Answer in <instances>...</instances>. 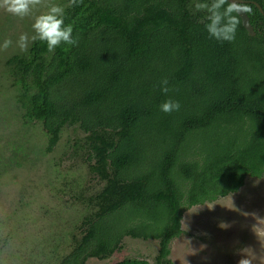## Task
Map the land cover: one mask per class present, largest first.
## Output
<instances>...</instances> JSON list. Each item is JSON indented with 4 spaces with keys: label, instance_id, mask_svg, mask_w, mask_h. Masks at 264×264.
Returning a JSON list of instances; mask_svg holds the SVG:
<instances>
[{
    "label": "trees",
    "instance_id": "trees-1",
    "mask_svg": "<svg viewBox=\"0 0 264 264\" xmlns=\"http://www.w3.org/2000/svg\"><path fill=\"white\" fill-rule=\"evenodd\" d=\"M250 1L241 5L252 9L255 35L238 16L235 40L221 42L208 35L206 13L194 8L208 0H82L65 12L76 45L49 52L35 41L25 60L8 57L24 123L41 127L46 150L65 126L77 129L72 155L102 184L83 201L80 233H71L73 248L58 264L107 259L125 235L158 240L159 262L182 232L184 208L236 194L248 178L264 176V14L257 6L264 12V0ZM169 98L180 102L179 111L160 110ZM22 169L3 178L22 184L16 190L27 201L42 198L40 191L30 196L37 188ZM30 210L10 222L28 245L36 218Z\"/></svg>",
    "mask_w": 264,
    "mask_h": 264
},
{
    "label": "rangeland",
    "instance_id": "rangeland-1",
    "mask_svg": "<svg viewBox=\"0 0 264 264\" xmlns=\"http://www.w3.org/2000/svg\"><path fill=\"white\" fill-rule=\"evenodd\" d=\"M34 18L21 19L0 9V45L5 39L13 41L7 50L0 48V205L3 209L0 235L4 234L0 236V264H56L73 248L71 233L77 234L76 237L80 233L75 221L88 212L83 201L102 187L97 177L90 176L79 154L72 155V138L77 135V129L65 126L56 145L46 151L49 145L41 127L24 123V111L16 100L20 85L16 76L8 74L6 60L14 53L22 60L27 58V51L22 52L16 42L21 34L33 35ZM42 155L43 160L38 158ZM40 162L43 164L36 167ZM19 168L30 176L27 185L32 186L33 180L39 179L42 187L43 183L48 187L42 198L27 201L29 196L16 190L22 184L3 178L6 172ZM13 192L18 193L15 201L10 198ZM33 193L30 196L36 194ZM33 200L35 205L31 206ZM5 207L12 209L9 215L5 214L9 212ZM29 209L31 216V211L36 214L37 222L42 213L47 212L48 216L55 210L57 213L52 219L44 220L43 216L39 226L30 222L33 226L29 229L32 232L29 245L13 242L17 232L15 224L10 222ZM180 225L182 232L170 241L168 254L159 262L155 260L158 240L125 235L109 258L90 257L86 264H113L125 258L145 259L149 264H238L246 249L257 255L256 264H264V176L248 178L236 194L184 208Z\"/></svg>",
    "mask_w": 264,
    "mask_h": 264
},
{
    "label": "clouds",
    "instance_id": "clouds-1",
    "mask_svg": "<svg viewBox=\"0 0 264 264\" xmlns=\"http://www.w3.org/2000/svg\"><path fill=\"white\" fill-rule=\"evenodd\" d=\"M79 3H82V0H69L68 6H76ZM38 7H45L47 11L35 16L32 24L33 35L29 36L24 33L19 36L16 43L22 52L28 51L30 44L35 41L44 42L49 52L54 51L62 43L67 45L77 44V39L73 37L72 24H65V8L63 6L50 3V0H0V9L21 19L32 15L33 11ZM194 8L196 11L206 13L208 22L205 24V29L208 35L221 42H233L236 37L237 27L240 24L239 14L252 11L250 7L242 6L237 0L196 2ZM12 44L13 41L11 39H5L0 48L7 50ZM160 88L164 94L169 93L171 90L166 78L161 80ZM180 107L178 100L169 98L161 103L160 110L170 114L179 111ZM8 211L5 214L9 215L12 209L9 208ZM45 214L48 213L45 212ZM16 239L15 242H23L19 238ZM246 250L242 252V258L238 261V264H256L257 255L251 250Z\"/></svg>",
    "mask_w": 264,
    "mask_h": 264
},
{
    "label": "flooded vegetation",
    "instance_id": "flooded-vegetation-1",
    "mask_svg": "<svg viewBox=\"0 0 264 264\" xmlns=\"http://www.w3.org/2000/svg\"><path fill=\"white\" fill-rule=\"evenodd\" d=\"M245 2H252V3H255L254 1H250V0H242V2H240V4H242V3H245ZM50 3H54V4H59L60 3V1H58V0H53V1H51ZM61 5L60 6H63L64 8H65V12L68 10V8H69V2H67V3H60ZM257 6H258V8H259V10H260V12L262 13V14H264V12H263V10L260 8V6L257 4ZM45 11H47V9L45 8V7H38L37 9H35L34 11H33V14L32 15H30V17H35L36 15H39V14H41L42 12H45ZM247 14V13H246ZM248 16V15H247ZM249 18V17H248ZM249 22H250V20H249ZM251 24V23H250ZM252 25V24H251ZM253 26V25H252ZM253 29H254V27H253ZM258 29V28H257ZM255 32V31H254ZM255 35V34H254ZM253 35V36H254ZM45 149H46V147H45ZM45 149H44V152H45ZM47 151V150H46ZM46 154V153H45ZM42 160V159H41ZM41 164H43L42 162H40V163H38L37 165H36V167H39ZM36 173V171L34 172V174ZM33 174V175H34ZM32 176V175H31ZM36 178H38V177H35V179ZM32 185L33 186H37V189H35L34 191H40L41 193H43L46 189H48V187H45V184L43 183V187L40 185V180H33V183H32ZM48 217V214H44V213H42L41 214V217H40V220H41V218L42 217ZM39 220V221H40ZM38 221V222H39ZM38 222L36 221V218H34L33 219V224H38ZM57 224H59V223H57ZM16 226V225H15ZM37 226H39V224L37 225ZM18 226H16V228H17ZM11 237V236H10ZM14 242V241H13ZM69 252V251H68ZM67 252V253H68ZM66 253V254H67ZM52 257L54 258V260L56 259V257H55V255L54 254H52ZM58 262L59 261H57V263L56 264H58Z\"/></svg>",
    "mask_w": 264,
    "mask_h": 264
},
{
    "label": "water",
    "instance_id": "water-1",
    "mask_svg": "<svg viewBox=\"0 0 264 264\" xmlns=\"http://www.w3.org/2000/svg\"><path fill=\"white\" fill-rule=\"evenodd\" d=\"M237 2L240 4L242 0H237ZM239 17L241 19L243 27L246 29L249 35L253 36L255 34L253 26L249 22V18L246 13H240Z\"/></svg>",
    "mask_w": 264,
    "mask_h": 264
}]
</instances>
